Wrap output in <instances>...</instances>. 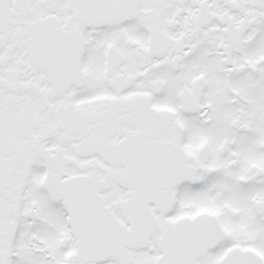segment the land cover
Returning <instances> with one entry per match:
<instances>
[{"label": "snow or ice", "instance_id": "6c2138e0", "mask_svg": "<svg viewBox=\"0 0 264 264\" xmlns=\"http://www.w3.org/2000/svg\"><path fill=\"white\" fill-rule=\"evenodd\" d=\"M0 264H264V0H0Z\"/></svg>", "mask_w": 264, "mask_h": 264}]
</instances>
